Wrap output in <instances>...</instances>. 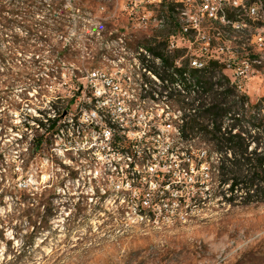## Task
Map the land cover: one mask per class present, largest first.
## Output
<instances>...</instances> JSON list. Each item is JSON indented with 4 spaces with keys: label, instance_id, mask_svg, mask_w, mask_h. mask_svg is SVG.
<instances>
[{
    "label": "rangeland",
    "instance_id": "rangeland-1",
    "mask_svg": "<svg viewBox=\"0 0 264 264\" xmlns=\"http://www.w3.org/2000/svg\"><path fill=\"white\" fill-rule=\"evenodd\" d=\"M171 2L0 0V120L8 123L0 122V264H264V203H222L212 196L211 178L199 193L167 186L175 199L185 197L181 205L142 200L125 175L130 151L113 147L107 137L104 115L131 125L129 141H140L158 122V133L144 138L155 143L148 149L153 161L136 168L155 176L182 161L168 151L179 139V123L170 127L168 115L180 111L166 97H144L151 86L164 85L144 67L151 64L148 47L160 45L161 51L174 41L170 49H183L185 56L208 51L195 32L181 34ZM204 31L213 43L209 52L217 53L214 30L207 24ZM253 31L232 32V45L249 48ZM245 89L258 101L264 78H247ZM93 99L97 107L89 104ZM15 101L22 108L13 109ZM50 101L57 111L70 105L71 132L45 135L35 147L33 135L44 132L26 128L24 116H40L37 109L50 108ZM206 169L191 166L189 174L178 171L177 180L207 178ZM14 186L27 189L26 199L12 192ZM157 187L152 182L150 191Z\"/></svg>",
    "mask_w": 264,
    "mask_h": 264
},
{
    "label": "trees",
    "instance_id": "trees-1",
    "mask_svg": "<svg viewBox=\"0 0 264 264\" xmlns=\"http://www.w3.org/2000/svg\"><path fill=\"white\" fill-rule=\"evenodd\" d=\"M176 7L177 5L171 2L169 10L172 20L179 22L175 15L179 14ZM190 34L187 33L188 36ZM148 49L152 56L151 64L144 67L164 85L161 89L151 86L144 97L154 100L166 97V100L173 102L180 111V114L176 115V110H171L168 115L170 126L179 123V139L173 140L168 151L176 154L182 161L176 163V166L170 165L168 171H158L155 176L136 168V165L143 166L153 161V154L148 152V149L155 146V143L144 138L154 137L158 133V122L150 125L148 133L140 141H129L127 133H122L126 128L120 126L119 120L112 115H105L104 121L114 129L112 146L130 151L131 162L129 168L125 169V175L130 178L139 198L147 200L153 197L155 203H171L178 200L181 205L185 197L178 195L175 199L174 191H170L167 186L175 190L188 188L186 193L190 194L194 191L199 193L210 184L208 179L211 178L212 183L214 181L216 184L212 196L219 198L222 203L232 206L264 203V97L253 102L226 73L227 62L217 59L211 53L185 56L183 49H170L166 43L162 44L161 51L160 45H152ZM181 58V64H178ZM195 58L205 62V65L194 66L192 62ZM114 80L112 79L108 86H111ZM46 81L52 82L53 79L49 77ZM148 83L149 80L142 82L143 85L147 84V87ZM78 87L83 91L84 84L79 83ZM49 103L50 108L37 109L40 116H24L23 125L26 128L33 131L42 129L44 132L42 136L33 135L32 142L35 147L45 143V135L54 138L62 134L69 135L71 132L70 105L57 111L58 106L53 101ZM22 105V101L11 103L15 110L22 108ZM0 122L8 125L4 120ZM135 128L138 129L137 126ZM74 129L84 132L80 127ZM196 136H199V141L195 142ZM200 148L202 151L198 153L196 150ZM111 164L115 166V170L120 167L118 162ZM203 164H207L209 177L196 176L189 184L177 180L178 171L189 174L191 166L199 170ZM111 168H106L107 175L112 174ZM15 177L13 175V178ZM154 181L158 187L152 192L150 186ZM12 192L20 199L27 197V189L14 186ZM192 198L196 199V196L193 195Z\"/></svg>",
    "mask_w": 264,
    "mask_h": 264
},
{
    "label": "built area",
    "instance_id": "built-area-1",
    "mask_svg": "<svg viewBox=\"0 0 264 264\" xmlns=\"http://www.w3.org/2000/svg\"><path fill=\"white\" fill-rule=\"evenodd\" d=\"M175 4L182 20L180 25L181 34L187 35V33L195 32L198 34L197 38L202 41V48L208 51H201V53L195 55L201 56L204 53H211L217 59L227 62L228 69L233 72L232 82L238 85L241 91L246 92L245 80L247 78L253 75L264 78V0H175ZM222 11H238V19H222ZM212 14H220V23H213ZM253 16H260V23H253ZM207 24L214 30L215 40L217 41V53L215 54L209 52L213 47V43L204 31ZM252 27H254V31L249 39L250 47H245L241 51L234 47L232 42L237 39V35L232 36L231 33H244ZM244 45L246 46V44ZM175 46L174 41L169 42V48ZM202 62L199 58H195L192 64L200 67ZM93 75L97 76V73L94 72ZM109 88L111 87L109 86ZM102 99H105V97ZM96 101L97 99L89 104L97 107ZM102 120L104 121V117ZM104 123L106 124L105 121ZM130 123L134 124L133 127L135 128L137 123L134 121ZM106 126L109 129L106 132L108 133L107 137L111 140V143L114 129L107 124ZM120 126L126 128L122 131L123 133L131 129V125L124 126L122 122H120Z\"/></svg>",
    "mask_w": 264,
    "mask_h": 264
},
{
    "label": "bare ground",
    "instance_id": "bare-ground-1",
    "mask_svg": "<svg viewBox=\"0 0 264 264\" xmlns=\"http://www.w3.org/2000/svg\"><path fill=\"white\" fill-rule=\"evenodd\" d=\"M222 19L237 20L238 11H222ZM212 21L213 23H220V14H212ZM253 23H260V16H253ZM204 63L205 62L200 63V67L203 66Z\"/></svg>",
    "mask_w": 264,
    "mask_h": 264
}]
</instances>
